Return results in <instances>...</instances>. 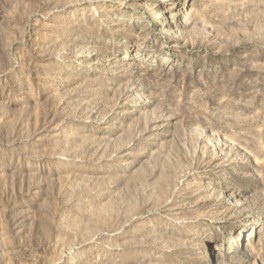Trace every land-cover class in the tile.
Returning a JSON list of instances; mask_svg holds the SVG:
<instances>
[{"label": "rangeland", "instance_id": "obj_1", "mask_svg": "<svg viewBox=\"0 0 264 264\" xmlns=\"http://www.w3.org/2000/svg\"><path fill=\"white\" fill-rule=\"evenodd\" d=\"M219 261L264 264V0H0V264Z\"/></svg>", "mask_w": 264, "mask_h": 264}, {"label": "bare ground", "instance_id": "obj_2", "mask_svg": "<svg viewBox=\"0 0 264 264\" xmlns=\"http://www.w3.org/2000/svg\"><path fill=\"white\" fill-rule=\"evenodd\" d=\"M231 242H232V241H231ZM214 255H215L216 257H218L219 259L221 258V257H220V253H215ZM215 259H216V258H215ZM215 262H216V261H215ZM219 263H220V261L218 262V264H219Z\"/></svg>", "mask_w": 264, "mask_h": 264}]
</instances>
